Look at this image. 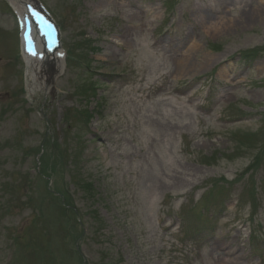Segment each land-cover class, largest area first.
<instances>
[{
    "label": "rangeland",
    "instance_id": "rangeland-1",
    "mask_svg": "<svg viewBox=\"0 0 264 264\" xmlns=\"http://www.w3.org/2000/svg\"><path fill=\"white\" fill-rule=\"evenodd\" d=\"M7 1L0 264H84L79 253L85 264L263 260L244 237L264 238V60L246 72L226 57L264 48V1L231 0L219 14L228 0H42L71 59L52 90L41 72L28 77ZM201 11L218 17L204 24ZM193 41L194 66L178 74ZM87 112L92 120L81 123ZM226 202L234 208L210 222L214 239L198 258L185 231ZM236 247L239 262L224 255Z\"/></svg>",
    "mask_w": 264,
    "mask_h": 264
},
{
    "label": "bare ground",
    "instance_id": "bare-ground-1",
    "mask_svg": "<svg viewBox=\"0 0 264 264\" xmlns=\"http://www.w3.org/2000/svg\"><path fill=\"white\" fill-rule=\"evenodd\" d=\"M12 1L14 2L15 7L17 8L16 10L22 16L25 13L24 15L27 16L28 18V11L30 10H29V6H27L26 3H24L26 1L25 0H16V1L12 0ZM257 12H258V15L263 14V8H257ZM200 13L202 15V18H204L203 22L205 24L207 23L213 24L212 20L213 18H215V15H212L211 13H204L202 11ZM216 27H217V23H214L213 28H215V30L217 29ZM37 39H40V43L38 45V50H39V46H41L42 37L39 36ZM189 46L190 48L188 47L185 52H182L180 54L181 58L179 59L178 64H177L178 74L184 75L186 74L188 65L192 64L194 66L195 56H192V57L189 56L188 51L195 46V42L193 41ZM35 53L36 55H33L32 53L28 54L30 57L25 56L28 61V77H31L32 79H34V77L32 76L41 72L40 76L37 77V79L42 77L43 75L48 78L49 77L53 78L54 75L63 73L64 71L63 54L61 51H59L58 49L52 50V51L49 49H46L44 52L45 56H42V53H38L36 51ZM43 79H42V82H44ZM30 82L31 81H29V86H30ZM45 83L48 84L46 90H49L50 85H51L49 79H46ZM224 259H227V258L224 257Z\"/></svg>",
    "mask_w": 264,
    "mask_h": 264
},
{
    "label": "snow or ice",
    "instance_id": "snow-or-ice-1",
    "mask_svg": "<svg viewBox=\"0 0 264 264\" xmlns=\"http://www.w3.org/2000/svg\"><path fill=\"white\" fill-rule=\"evenodd\" d=\"M30 11H32V14L34 16H39L40 14L38 12L35 11V9L31 8V6H29ZM33 55H36L35 51L32 52Z\"/></svg>",
    "mask_w": 264,
    "mask_h": 264
},
{
    "label": "trees",
    "instance_id": "trees-1",
    "mask_svg": "<svg viewBox=\"0 0 264 264\" xmlns=\"http://www.w3.org/2000/svg\"><path fill=\"white\" fill-rule=\"evenodd\" d=\"M91 89H93V88H91ZM95 89V88H94ZM88 94H90V89H88Z\"/></svg>",
    "mask_w": 264,
    "mask_h": 264
}]
</instances>
